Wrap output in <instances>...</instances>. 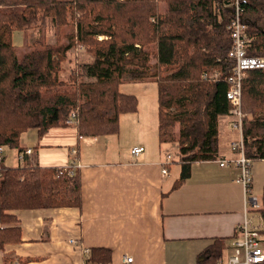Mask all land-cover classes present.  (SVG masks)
I'll return each mask as SVG.
<instances>
[{
	"label": "trees",
	"instance_id": "trees-1",
	"mask_svg": "<svg viewBox=\"0 0 264 264\" xmlns=\"http://www.w3.org/2000/svg\"><path fill=\"white\" fill-rule=\"evenodd\" d=\"M235 1L0 0V147L19 149L24 161L29 155L20 148L21 135L66 127L72 113L80 137L118 134L121 116L137 113L139 106L137 96L121 91L123 79L154 81L158 139L161 145L178 144L185 181L193 163L219 158L222 121L232 119L227 77L234 65L228 53ZM241 6L252 39L248 54L264 57V0ZM48 20L65 41L46 42ZM34 26L44 35L19 57L13 33ZM69 27L75 33L65 32ZM75 44L94 60L74 69L68 84L59 74ZM217 71L219 78H212ZM242 111L245 155L264 160V71L251 70L243 80ZM3 158L0 250L22 242L16 211L81 207L78 169L69 176L60 167H9ZM259 214L264 221V191ZM90 251L86 264H111L110 249ZM221 256L222 244L215 243L198 263L216 264Z\"/></svg>",
	"mask_w": 264,
	"mask_h": 264
},
{
	"label": "crops",
	"instance_id": "crops-1",
	"mask_svg": "<svg viewBox=\"0 0 264 264\" xmlns=\"http://www.w3.org/2000/svg\"><path fill=\"white\" fill-rule=\"evenodd\" d=\"M138 112L122 115L120 132L108 136L80 137L75 126L52 128L43 136L30 129L20 139L22 151H33L24 161L19 149L4 147L0 159L4 156L9 167L78 169L82 205L16 211L22 242L0 250V264H84L86 248L110 249L111 264H127L128 257L129 264H199V255L215 243L222 244L216 264H231L245 218L264 228L259 210L246 212V192L237 182L239 155L231 148L236 132L223 127L219 158L193 163L181 182L179 146L173 143L175 157L169 147L163 149L158 120L141 125L132 142L131 125L144 113ZM136 146L145 148L138 156L131 152ZM168 155L173 162L164 176ZM252 177L249 197H260L262 206L264 160L252 162Z\"/></svg>",
	"mask_w": 264,
	"mask_h": 264
},
{
	"label": "built area",
	"instance_id": "built-area-1",
	"mask_svg": "<svg viewBox=\"0 0 264 264\" xmlns=\"http://www.w3.org/2000/svg\"><path fill=\"white\" fill-rule=\"evenodd\" d=\"M245 0L235 1V11L233 13L234 19L229 26L231 35V48L228 56L233 61V69L231 74L227 77L230 88L227 92V99L232 105V129L238 134V138L231 143L232 150L239 155L236 160L237 165L241 168V175L238 177L237 182L242 184L246 192V212L249 210L258 211L261 203L257 197H249L252 192V161L245 155V142L243 137V119L245 114L242 111V83L248 76L251 70L264 71V57L251 56L248 50L251 46L252 39L248 37L247 25L242 20L243 8L241 3ZM220 73L215 72L212 78L218 79ZM68 126H73L76 123V114L72 113L70 119L66 122ZM145 148L143 146H136L132 149V154L138 156L143 153ZM0 152L3 149L0 148ZM32 149H27L26 154L31 155ZM23 154H21L20 158ZM173 160L172 155H168L164 163L162 174L168 175V165ZM226 161H222V165ZM68 170L67 175L73 176L75 168L73 167H60ZM264 226V225H263ZM241 236L235 241V254L230 259L231 264H240L242 257H244V264H261L264 263V228L255 227L250 219L245 218L242 225L239 227ZM263 230V232H262ZM75 242V241H71ZM90 249L86 248L84 253L86 256L90 255ZM127 264L133 262L132 257L124 259ZM86 264V262L84 263Z\"/></svg>",
	"mask_w": 264,
	"mask_h": 264
},
{
	"label": "rangeland",
	"instance_id": "rangeland-1",
	"mask_svg": "<svg viewBox=\"0 0 264 264\" xmlns=\"http://www.w3.org/2000/svg\"><path fill=\"white\" fill-rule=\"evenodd\" d=\"M49 21L50 20H48L47 27H46V33H45L46 42L50 45H57L59 43L58 40L60 38H61L60 42L65 41V39L63 38V35L62 36L56 35V33H55L56 29H54L52 27V24ZM71 24H73L72 21H71ZM40 28H41L40 26H38V27L34 26L32 29H30L27 32L15 31L13 33L12 40H13L14 45L17 46V53H18L19 57H22L27 52V50L29 49V45L31 47L33 45V43L35 42V40L42 38L44 33L41 32ZM64 30L67 33H71V34L75 33V29H73L72 27L65 28ZM103 38L104 37H100L99 39H103ZM92 60H94L93 55L91 53H89V51L85 47H83L81 45L79 46L78 44H75V46L68 53L67 59L63 62L62 66H61L62 69H61V72L59 74V78L61 80L65 81L66 83L70 84L72 82V81H70V77L73 74V70L74 69L77 70L79 65H81L85 62L92 61ZM85 80L88 81L87 79H85ZM152 82L153 81H151V83H149V82L143 83L142 81H131L127 77H125L123 79V83L121 84L120 89L122 90V92L133 94V95L138 97V99H139V106H138L139 112H138V114H140L141 109L144 112L141 114L142 116H141L140 121H136L134 123V125H136V126L131 125L132 132H133L132 133L133 134L132 142L136 140V136H137L138 131H140L141 125H150V124H152V122L158 120V113H157L158 86H157V83H152ZM153 106L155 107V109L153 108ZM152 113H153V119H152ZM133 115H136V113ZM128 117H131V116H128ZM133 118H136V116H133ZM232 120L233 119H231V118L223 119L221 129L223 127L224 128H229V127L231 128L232 127V125H231ZM75 125H73V126H75ZM66 126H68L67 123H66ZM232 131H234V130H232ZM233 138H235V137H233ZM236 138H237V136H236ZM221 140H222V135H221ZM166 147H169L168 151L171 152V154L175 157L174 154H176L178 152L176 150V148H174V147H176V144L165 145V146H163V149ZM253 163H254V161H253ZM257 198L259 199V202L261 203V198L260 197H257ZM261 208H262V206L260 207V209ZM256 218H258V216H256ZM255 226L260 227L258 224H255ZM262 232H263V230H262Z\"/></svg>",
	"mask_w": 264,
	"mask_h": 264
}]
</instances>
